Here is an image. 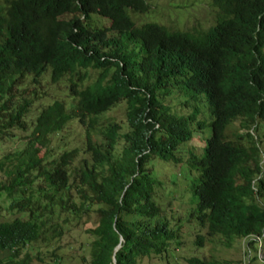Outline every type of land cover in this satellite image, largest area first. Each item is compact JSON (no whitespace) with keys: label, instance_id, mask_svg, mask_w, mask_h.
<instances>
[{"label":"trees","instance_id":"obj_1","mask_svg":"<svg viewBox=\"0 0 264 264\" xmlns=\"http://www.w3.org/2000/svg\"><path fill=\"white\" fill-rule=\"evenodd\" d=\"M156 1L0 3V147L16 142L0 153V204L20 215L0 221V264L44 263L40 247L46 264H61V248L51 246L90 217L95 240L84 264L169 263L187 219L196 250L204 235L253 238L249 264H259L257 245L264 264V151L253 134L264 121V0H213L219 13L208 30L138 26L133 15L151 13ZM46 75L67 80L71 101L49 99L35 113ZM204 97L209 125L200 119ZM208 126L204 152L192 146L183 164L180 148ZM159 165L185 166L186 181L168 186Z\"/></svg>","mask_w":264,"mask_h":264},{"label":"rangeland","instance_id":"obj_2","mask_svg":"<svg viewBox=\"0 0 264 264\" xmlns=\"http://www.w3.org/2000/svg\"><path fill=\"white\" fill-rule=\"evenodd\" d=\"M0 3H4V0H0ZM152 4V3H151ZM152 12L144 15H133V19L138 26L145 24H155V25H163L169 30L174 31H193V30H208L212 28L218 16V9H216L213 0H157L152 8ZM146 15V16H145ZM105 22V20H104ZM160 25V26H161ZM93 78L94 74L92 73ZM36 87L31 85V89H28V86L25 90L21 91V93H28L35 91ZM20 93V94H21ZM38 98H36V104L34 106L33 112L38 113L40 109L44 108L48 103L49 99L52 100H63L65 98L67 101H71L70 94V84L67 80H62L59 83H53L49 75L45 76V84L41 85V87L37 91ZM47 98V99H46ZM205 98V99H204ZM198 103V106L201 111V120H205L209 125L213 119L210 116L209 112V103L207 98L204 97ZM182 101H186V97L182 98ZM184 106L181 108L183 109ZM115 119L119 121L125 120L124 108H119L114 112ZM77 127H72L69 130V134L74 132ZM236 128L233 127L229 131V135L232 136L234 132H236ZM213 131L210 126L205 128V132L202 135L195 134L194 140L191 144L184 145L180 148V155L183 160V164H185L189 152L192 150V146L195 148L196 154H201L204 152V149L207 146V139L212 136ZM257 140L260 142L261 152L264 151V121L258 120L257 131L253 133ZM17 141V138H15ZM262 139V142H261ZM3 142H7V139H4ZM11 142H7L6 145L0 147V153L3 149L2 153L7 154L11 151V148L15 147ZM46 154V150L42 152V155ZM158 175L160 180H165L168 183V186H173V182L177 184H181L185 182L187 179V168L185 166H174L172 169L169 165H159L157 167ZM176 176V180H170L168 177L170 174ZM3 174L0 173V182H3ZM165 191V187L159 191V196ZM170 197V193L167 190L165 192V196L161 201H159L160 205L166 211L170 209L167 206V201L164 198ZM2 206V212L0 213V221H12L14 219L20 218L18 213L14 212H3L4 210H8L9 203L6 205L2 202L0 204ZM176 205V203H175ZM188 209L187 204H183L178 208L177 219H184L187 216L186 210ZM171 210V209H170ZM164 213V212H163ZM170 213V212H169ZM96 222L95 217H90L87 220V223H81L79 225H73L71 230L66 235V237L60 240L56 246L52 245L51 250H56L57 255L62 257L63 264H84L85 260H89V250L92 247V243L95 240L94 236L88 234L89 230H92ZM182 227L180 235L181 244L178 247L174 244L175 248H179L177 250H170L169 255L166 259L169 260L167 263L164 260L159 258H152L149 260L143 261L141 264H185V259L188 257H198L205 261H221V262H232L239 263L243 262L245 264H249V245L248 242L252 239H239L235 241L233 244H230L228 241L224 240L221 237H210L208 235H204L205 244L201 250H196L194 247V225H190L188 223V219L184 223H179ZM174 228V227H173ZM58 242V241H56ZM55 242V243H56ZM44 246V245H43ZM256 251L252 250L251 256H254L257 252L258 262L259 264L263 260V251L259 245ZM44 252L43 259L44 263L35 260L34 264H46L47 259V250L46 248L40 247ZM50 255L51 252L49 251ZM48 261H52L48 259ZM61 262V264H62Z\"/></svg>","mask_w":264,"mask_h":264}]
</instances>
